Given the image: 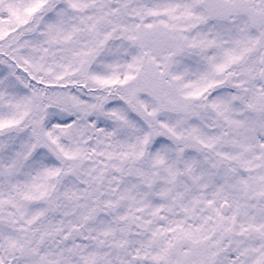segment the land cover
<instances>
[{
  "label": "snow or ice",
  "instance_id": "snow-or-ice-1",
  "mask_svg": "<svg viewBox=\"0 0 264 264\" xmlns=\"http://www.w3.org/2000/svg\"><path fill=\"white\" fill-rule=\"evenodd\" d=\"M0 264H264V0H0Z\"/></svg>",
  "mask_w": 264,
  "mask_h": 264
}]
</instances>
